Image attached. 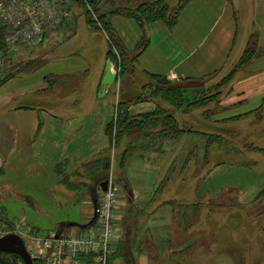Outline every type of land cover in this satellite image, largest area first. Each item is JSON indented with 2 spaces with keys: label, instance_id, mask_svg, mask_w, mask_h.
<instances>
[{
  "label": "crops",
  "instance_id": "crops-1",
  "mask_svg": "<svg viewBox=\"0 0 264 264\" xmlns=\"http://www.w3.org/2000/svg\"><path fill=\"white\" fill-rule=\"evenodd\" d=\"M142 1L151 0H130V3L136 5ZM164 1L171 7L178 2ZM109 20L125 50L133 52L141 36L136 20L121 14H113ZM89 35L70 45L87 43L98 46L99 53H104V39ZM252 36L262 54L236 70L228 89L212 105L213 109L209 104L199 107L196 112L199 116L212 109L208 115L204 114L203 120L201 117L197 123L196 119L192 120L200 131L218 133L221 128H229L239 134L238 138L264 147V0H187L172 28L162 20L150 21L146 25L148 43L136 58L135 75L140 79L146 73L166 77L181 87L187 104L200 92L195 83L236 61ZM76 49L52 57L24 74L25 87L7 100L24 97L30 102L10 107L13 111L5 122V118L0 119V206L11 215L14 212L11 205H20L17 212L22 213V220L31 219L34 224L39 223L34 225L37 227L44 220H50L49 233L57 235H78L96 229L92 208L103 191L101 182H97L98 194L94 198L93 191L86 190L89 179H82L79 169L111 149L106 126L114 118L117 106L115 98L109 95L114 81L102 83L108 61L115 75L112 62L105 59L102 68L96 71L90 64L94 59ZM41 68L45 70L42 72ZM49 75L54 81L52 86L45 79ZM156 103L136 101L128 106V114L150 113L156 109ZM195 111H189L188 117L185 113L178 115L192 123L189 116ZM140 140L134 152L128 150L125 156V159L133 156L134 162L125 160L122 172L115 175L119 186L116 244H120L123 218L127 217V227L132 223L128 216L138 214L140 218V228L134 235L139 248L131 246L129 250L137 253L132 257L135 264H153V259L159 263V258L174 253L176 245L183 243L188 248L192 245V230L188 234L178 230L175 214L166 211L169 199L184 198L189 204L197 202L201 209V206L206 208L208 195L230 193L243 210L242 217L248 221L264 220V151L238 147L218 150L216 146L207 153L206 137L200 132H185L176 139L153 134L149 140ZM218 153L232 160L212 162L207 168L208 156L212 158ZM175 163L181 172L193 170L203 176L180 192L174 188L166 194L163 188L155 192L164 174L174 171ZM73 176L78 180H72ZM183 217L187 220L188 215ZM92 220L93 225L86 228ZM197 230L200 238L206 232L202 225ZM131 236L130 231L128 237ZM147 243L158 253L156 257L148 253Z\"/></svg>",
  "mask_w": 264,
  "mask_h": 264
},
{
  "label": "rangeland",
  "instance_id": "rangeland-1",
  "mask_svg": "<svg viewBox=\"0 0 264 264\" xmlns=\"http://www.w3.org/2000/svg\"><path fill=\"white\" fill-rule=\"evenodd\" d=\"M105 2H106L105 0H101L98 3L99 11L102 12L107 11V9L110 7ZM64 5L65 8L68 10V12L69 13L71 12V16L69 15L70 16L69 17L67 15H63L62 20L60 22H56L54 26H52L48 30L46 38L43 40L41 44L39 45L37 44L34 47L24 48L18 51L16 54L13 55L12 60L6 63L3 75H1V77L10 73H13L12 77L14 76L17 77L15 80L8 81L5 84H3V86L0 87V119L2 120L5 118L4 122L6 120V117L9 115V113L13 111L10 107L18 104L23 105L25 103L30 102L28 98H24V97L15 98V99L10 98V101H8L7 100L8 96L11 97L14 92L16 93L19 90L23 89V87H25L24 76L36 70L39 66H42V64L46 60L52 57L54 58L55 56L57 57L62 54L69 53L70 50L74 51V49L79 47L80 49H76L75 51L85 52L88 54L90 59H94L95 61L91 60L90 64L97 71L99 70V68L100 69L102 68V64L104 63L103 61L105 59L110 60L111 57L110 53L114 55L118 54V48L116 47L115 44H113L108 40V37L106 35V32L102 24V20H100L99 16H97V13H95L92 10L93 8L90 2L88 3L83 2V0H64ZM89 34H91V37L93 38L98 39L97 35H99L101 36L100 38H102V40L104 39V41L106 42L104 53L103 52L99 53L98 46L93 47L92 45H89L87 43L85 44L78 43V45L77 43H74V45H70L71 42H75V40H77L80 37L83 36L90 37ZM253 40L254 37H252V39H250L249 42ZM249 45L250 43H248L246 47ZM98 54L102 55V57L99 56L101 59L98 58L97 56ZM118 57L119 56L117 55V58ZM239 58L236 61L230 62V64H228L222 71H219L216 74H210L200 78L195 83L196 90L198 91L200 90V92L199 94L195 95L196 97L194 96L195 97L194 100L201 99L204 96L208 95L209 93L217 92L218 90L221 89L222 91H220L218 95L209 97L210 101L206 102V104L207 105L209 104V106L212 108V105H214L215 101L219 100L221 96L225 93V91L228 89V86L232 80L231 79L228 82L227 81L224 82L223 81L224 77L232 69L237 68L241 70L247 64L245 63L239 66L238 64ZM112 65L115 73V80L113 82L109 95L114 97L115 100L118 101L120 85L124 83L129 86L130 79L129 77H127V75L124 77V75L120 74L118 67L119 65L118 60H117V66H115L114 61L112 62ZM42 68L41 71L43 72L45 68L44 69ZM84 75L85 73L82 74L83 76L82 78H84ZM51 76L52 75H49L50 78ZM53 84L54 81L49 85L52 86ZM199 107L202 106L190 107V110L185 112V115H187L189 111L192 112L196 110L194 115L191 113V115L189 116L191 120L196 119L194 120L195 123H197V119H199V117H201L200 120H203L202 118H204V114L208 115V111H211L213 109V108L212 109L209 108L207 110V113L203 111L199 116V114L196 113L197 110H199ZM117 115H118V108L116 106L115 115L114 118L112 119V122L116 120ZM182 118L185 117L183 116ZM191 125L193 126V120ZM193 127L197 131H200L199 130L200 128L198 126H193ZM181 134L169 138L176 139ZM152 135L153 134H147L143 138L141 137L139 139H134L133 133L132 134L127 133L121 135L119 134V136L116 138L115 129H113L111 132V149L109 151L108 150L104 151V153L109 154L108 167L102 168V170L99 169L95 171V176H93L92 178L90 177L89 181L86 183L87 184L86 190L87 191L92 190L93 197L95 198L96 193L98 191L97 182L100 181L102 183L103 181H106V179L109 176H111L113 180L116 182L117 179L115 175L119 172H122V168H123V164L125 163V160L129 161V163L134 162L135 158H133V156H130L129 158L125 159L128 150L132 149L133 151H129V152L133 153L134 149H136V145L138 143L139 144L141 143L140 139L149 140V138H151ZM122 149L124 150L123 153H121ZM220 160L231 161L232 158L230 156L220 155L219 153L218 156H214L212 158L208 156L207 168L210 166L212 162H217V161L219 162ZM176 166L177 165L175 163V165L173 166L174 171H170L167 174H164V178L162 179L160 184H158L157 186L158 188L157 187L155 188L154 190L155 192L156 190H160V188H163V190L161 189L164 192L163 194H166L167 191H171L170 189L172 188H174L177 192L178 191L180 192V190H183V188L188 187L190 183L198 182V177L203 176V173L198 174L195 173L193 170H191V172L190 171L181 172ZM79 171L81 174L83 171V167H81ZM72 180L77 181L78 179L77 177L73 176ZM169 200L170 201H168L166 211L170 212V214L171 213L175 214L174 215V218L176 219L175 226L179 228L178 230H183L185 232V233L183 232L184 234H188L189 231L192 230L191 231L192 245L189 248H187L188 250L185 252L186 253L185 255H188L190 260L188 264H264V220L260 218L257 221H248L247 219H245V217H242V213L237 207L234 208L230 207V204L235 202V200H232V196L230 193L227 194L223 192L220 193V195H217L216 197H212L211 195L210 196L208 195L207 202H205L204 204L206 208L201 206V209H199L197 202L189 204L184 198L173 199V200L169 199ZM13 206L11 205V210L12 208H14V212H11L13 213L11 215H9L7 211L1 208L0 206V231L2 233L4 232L3 234H0V236L1 235L3 236L4 234L10 232L19 234L18 232L21 231L24 227L29 228L31 232L34 234L46 235L49 233L48 230L49 226L47 225L52 223L50 222V220L49 221L44 220V222H41L43 225L40 224L41 225L40 227L34 226L39 223L34 224V222H32L31 219L22 220V213L19 214L17 212L19 211L21 206L14 204ZM80 206H82V204ZM33 214L39 215V213L36 214L33 213ZM185 214L188 215L187 220L183 217V215ZM204 216H206L205 220L203 219ZM41 217L43 218V214H41ZM126 218L127 217L123 218L124 220L122 221L123 225L121 226L122 231H121V236L119 237L120 240L119 242L120 243L125 242L124 245L130 242L131 245L136 246L137 242L136 240H134L136 238L134 237V235H135V231L139 230L140 228L139 215L136 214L133 217L128 216V218L132 220L130 227L129 226L127 227ZM6 220H8L11 224L7 225ZM93 223L94 220L90 221L89 224H87L85 227L88 228L89 226L93 225ZM199 225H202L204 231L206 230V232H203L204 234H202L201 238L200 235L199 236L197 235L198 233L197 229ZM30 226H32L33 228ZM130 231L132 232V236L128 237ZM198 239H200L201 242H199ZM115 242L116 240L114 241L113 247L118 244V242L117 244ZM147 244L148 245H146L145 248L147 249L148 253L156 257L158 253H155V251H153L152 246L149 243ZM137 247L139 248V245L136 246V248ZM178 247L180 246L176 245L175 249H177ZM129 250H130L129 246L127 245V250H126L127 254H129ZM176 254H180V253H176ZM136 255L137 253L136 254L135 252L132 253V257ZM171 255L168 254V257L164 259L159 258V263H156L157 261L156 260L154 261L153 259L154 262L153 264H182L180 263L178 258H174V260H170ZM18 264H24L22 259L21 262L18 261ZM119 264H125V263L121 261Z\"/></svg>",
  "mask_w": 264,
  "mask_h": 264
},
{
  "label": "trees",
  "instance_id": "trees-1",
  "mask_svg": "<svg viewBox=\"0 0 264 264\" xmlns=\"http://www.w3.org/2000/svg\"><path fill=\"white\" fill-rule=\"evenodd\" d=\"M100 1L101 0H89L93 8L92 10L97 13V16L102 20L108 40L118 48V54L114 55L108 52L111 55L110 61H114L115 66H117L118 60L120 74L124 75V77L127 75L130 79L129 86L123 83L119 87V99L117 101L118 115L114 121L115 123L111 121L106 126V131L110 134V137L113 129H115L116 138L119 134L133 133L134 139L143 138L147 134L175 137L185 132H196L197 130L193 127L194 125L192 126L189 121L182 119L178 113H185L190 110V107L204 106L206 102L210 101L209 97L218 95L221 89L217 92H211L201 99L193 100L190 103L185 104L181 87L173 85L166 77L146 73L144 74V78L140 79L138 75H135L136 58L148 43L146 37V25L150 21L162 20L168 28H172L177 22L179 11L187 0H178L177 4L173 7L169 6L164 0L142 1L136 5L130 3V0H105V3L110 7L104 12L99 11L98 3ZM113 14H121L134 18L141 29L140 39L131 53L125 50L123 44L111 26L109 18ZM248 43H250V45L244 49L238 60L239 63L237 62L239 66L248 63L253 57L259 56L263 52V50L257 45L255 37L253 41H248ZM117 55L119 56L118 58ZM236 69L237 68L232 69L224 77L223 81H230ZM12 76L13 73L4 75L3 77L0 76V86ZM45 79L48 84L53 82V79L49 76H46ZM139 100H153L154 102H157L156 109L150 113L139 116H130L127 110L128 106ZM257 113V118H259L261 110ZM197 132H200L206 137V147L208 148L207 153H210L216 146H218V150H233L238 147L264 151V147L255 146L252 143H248L246 139L243 140L242 138H238L239 134L233 129L221 128L218 130V133H209L207 131ZM108 158L109 154L101 152L89 162L83 164V171L79 174L80 177L90 179V177L92 178L95 176L96 170L107 168ZM230 207H237L241 212L243 211L236 202L230 204ZM6 221L7 225L11 224L8 220ZM126 244L131 250V246L133 245H131L130 242ZM182 244L175 249L172 255L170 254V260L178 258L180 263L188 264L190 260L188 255H185L186 253L184 252L187 250L188 245ZM186 244H188V242H186ZM125 245L122 242L120 244L118 243L117 247L108 255L105 264H119L121 261L125 264H135L132 259V252L129 251V254H127L124 250ZM82 260L85 264H97L94 261L92 253L84 255ZM18 261L21 262L19 255L10 252H0V264H18ZM116 261H118V263H116Z\"/></svg>",
  "mask_w": 264,
  "mask_h": 264
},
{
  "label": "built area",
  "instance_id": "built-area-1",
  "mask_svg": "<svg viewBox=\"0 0 264 264\" xmlns=\"http://www.w3.org/2000/svg\"><path fill=\"white\" fill-rule=\"evenodd\" d=\"M63 15L71 16L64 0H0V76L14 54L41 44L48 30L60 22ZM106 182V189L101 191L92 208L96 218L94 231L78 235H39L24 227L18 232L33 264H85L82 257L89 253L93 254L95 262L106 263L116 238L119 202L118 184L111 176Z\"/></svg>",
  "mask_w": 264,
  "mask_h": 264
},
{
  "label": "water",
  "instance_id": "water-1",
  "mask_svg": "<svg viewBox=\"0 0 264 264\" xmlns=\"http://www.w3.org/2000/svg\"><path fill=\"white\" fill-rule=\"evenodd\" d=\"M114 78L115 75L111 72V63L108 61L106 63V74L102 79V83L111 84ZM106 184L107 182L103 181L100 185L103 191L106 189ZM0 251L15 253L21 257L24 264H33L32 258L26 250L21 237L17 233L10 232L0 237Z\"/></svg>",
  "mask_w": 264,
  "mask_h": 264
},
{
  "label": "flooded vegetation",
  "instance_id": "flooded-vegetation-1",
  "mask_svg": "<svg viewBox=\"0 0 264 264\" xmlns=\"http://www.w3.org/2000/svg\"><path fill=\"white\" fill-rule=\"evenodd\" d=\"M0 252H4V251H0ZM11 253V252H10Z\"/></svg>",
  "mask_w": 264,
  "mask_h": 264
}]
</instances>
